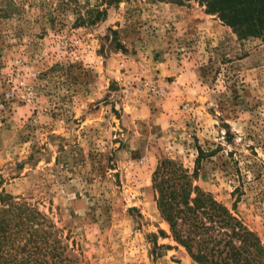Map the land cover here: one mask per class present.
<instances>
[{
    "label": "rangeland",
    "instance_id": "1",
    "mask_svg": "<svg viewBox=\"0 0 264 264\" xmlns=\"http://www.w3.org/2000/svg\"><path fill=\"white\" fill-rule=\"evenodd\" d=\"M166 158L264 243L263 36L198 0H0V205L76 264H198L157 207Z\"/></svg>",
    "mask_w": 264,
    "mask_h": 264
},
{
    "label": "trees",
    "instance_id": "2",
    "mask_svg": "<svg viewBox=\"0 0 264 264\" xmlns=\"http://www.w3.org/2000/svg\"><path fill=\"white\" fill-rule=\"evenodd\" d=\"M182 3L186 0H175ZM240 35L264 37V0H198ZM106 14L89 9L77 20L94 23ZM200 155L202 149L198 148ZM157 207L171 237L198 264H264V243L193 175L172 159L153 173ZM0 264H76L55 224L35 205L10 194L1 197Z\"/></svg>",
    "mask_w": 264,
    "mask_h": 264
}]
</instances>
